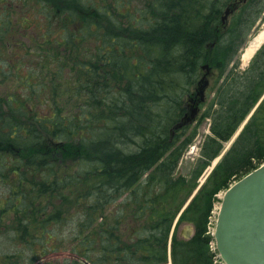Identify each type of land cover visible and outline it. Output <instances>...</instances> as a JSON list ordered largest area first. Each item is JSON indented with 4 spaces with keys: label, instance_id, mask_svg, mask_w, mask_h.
Here are the masks:
<instances>
[{
    "label": "trees",
    "instance_id": "obj_1",
    "mask_svg": "<svg viewBox=\"0 0 264 264\" xmlns=\"http://www.w3.org/2000/svg\"><path fill=\"white\" fill-rule=\"evenodd\" d=\"M54 5L61 32L39 50L43 78L30 75L24 83L21 72L4 74L29 86L32 95L24 98L18 89L5 87L6 96H0V154L14 157L12 163L0 164V180L7 183L13 177L16 188L4 195L0 225L3 216L14 213V231L24 245L34 249L35 239L44 245L39 256L30 254V264L66 249L89 264H169L175 219L205 170L263 99L182 213L179 222L193 224L194 237L185 240L175 231L172 238V264H220L208 234L217 196L264 163V45L246 70L239 69L241 50L262 21L264 0H152L149 16L119 13L128 24L108 20L112 29L92 18L93 10L101 12L96 0H55ZM228 7L237 9L224 26ZM103 12L109 18L112 10L104 7ZM207 65L208 104L201 105V118L210 120V134L186 181L176 177L177 169L197 130L183 141L180 134L189 126L174 137L171 130L188 112L185 97L194 94ZM64 74L71 76L69 83ZM50 87L53 114L40 118L24 108L21 102H40ZM60 89L69 102L78 101L74 109L79 112L65 104L66 113L58 104ZM49 138L51 146L45 144ZM136 138H142L143 146L123 153ZM75 140L94 156L93 162L81 159L80 170L63 174L54 154L67 151ZM67 191L75 194L71 201ZM45 197L75 205L70 248L48 249L55 242L52 227L63 222L65 213L47 214L50 201L37 204Z\"/></svg>",
    "mask_w": 264,
    "mask_h": 264
},
{
    "label": "rangeland",
    "instance_id": "obj_2",
    "mask_svg": "<svg viewBox=\"0 0 264 264\" xmlns=\"http://www.w3.org/2000/svg\"><path fill=\"white\" fill-rule=\"evenodd\" d=\"M46 1V2H45ZM97 4H99L100 11H92L91 16L92 18L100 19V21L109 29H112V21L109 22L108 20H113L114 22H120V20H123L125 24H128L127 20H125V17H121L119 13L126 14L130 13L132 18L139 17L143 14V12H146V16L150 15L151 10H148L149 7L152 4V0H96ZM122 1L121 5H119V2ZM26 0H0V21H3V18L11 19V23H9V27L3 28L2 31V38L0 39V42H2V39L6 41L7 45V51L5 49L2 50V46L0 43V48L2 53L0 54V83H2V80H6V83L4 82L0 84V96L5 97V87H10L11 90L18 89L19 94H23L24 98L30 97L32 95V91L29 88V86L23 87L22 84L17 83L16 77L13 75L12 78L5 77L4 74L12 75L16 72H21V74L24 75L23 82L25 83V78L30 75H36L38 77L36 78H43L42 73L40 72V66H42V61L38 59V55H40L39 50H42L44 48H48V41L50 38H54L55 36L58 37L60 35V27H58V23L55 20L56 17V7L54 5L55 0L53 3H51L49 0H44L42 3H38L37 6V0L30 1L31 8L28 9V6L25 5ZM48 2V4H47ZM47 5V7H46ZM87 5V4H86ZM112 6H114L112 8ZM49 10V16L44 14V11L42 8H45ZM107 7V9L110 11L112 10L111 14L109 15V18L106 17V14L103 12V8ZM77 12L80 14V9L77 10ZM44 15V16H43ZM233 14H231L228 18V21L231 19ZM143 16V15H142ZM127 18V17H126ZM262 21L258 22L257 27L255 28L254 32L249 36L247 39V42L243 46L241 53H240V60L241 55L243 51L250 45V43L256 38V36L264 30V14L262 16ZM1 32V30H0ZM1 37V34H0ZM43 44V48H39V45ZM90 47L92 51L96 48V44L92 43L90 44ZM39 48V49H38ZM55 49L53 50V52ZM5 61L3 63L2 59ZM37 62L40 63L37 66ZM248 63L245 64L241 60V66L240 70L244 71L248 67ZM52 67H55V64L52 63ZM69 74V72L67 71ZM64 74L63 78L66 80V83H69L71 79L70 75ZM71 74V73H70ZM77 75V74H76ZM49 79V78H47ZM42 81V79H41ZM40 81V82H41ZM43 82V81H42ZM47 86L49 85V80L46 81ZM68 85V84H67ZM40 86H38L39 88ZM193 90V88H192ZM63 91L59 90V95L56 96L58 104L63 106V109L66 113H70L71 108L74 112H79V109H74V101L69 102L68 98H66V94L62 93ZM194 92V90H193ZM9 95V94H7ZM208 95V91H207ZM206 95V104H208V98ZM213 96V95H212ZM188 96L185 97V101L188 102L187 99ZM40 102H21L26 108L27 111L30 112V109H32V112H37V115L41 117L50 116L53 114V98H52V88L48 89L46 94L40 95ZM213 98V97H212ZM42 102V103H41ZM47 102H50L47 104ZM185 102V103H186ZM260 103V102H259ZM67 104V106L65 105ZM7 109L4 106V113H7ZM74 109V110H73ZM255 109V108H254ZM253 111L245 120V123L249 121V119L252 117ZM202 111L199 113L196 121L189 126L188 131L181 136V141L185 140L190 136V134L193 133L194 130H197V136L195 139L190 143V145L186 148L184 155L182 159L180 160L176 177L178 178H185L186 181H189L192 172L197 167L198 159L200 158V150L202 147V144L205 140V138L210 134V120H203L201 118ZM22 123H24V118H22ZM243 124V126L245 125ZM175 136V135H174ZM173 136V137H174ZM52 139H48L45 141V144L47 143L48 146H51ZM234 139H231L224 145V152L222 153V156H219L218 160H214L211 165L205 170L202 177L198 180V186L197 188L192 192L190 195L185 207L195 198V196L198 194L200 189L204 186V184L207 182L209 177L211 176L212 172L214 171L217 164L221 161L223 155L226 153V151L231 147ZM144 141L142 138H136V140H133L130 142V144H126L124 146L123 153H132L141 148L143 146ZM70 147H65L63 153L58 151L56 155L54 154L55 163L59 165H62L64 167V173H76L78 170L81 169V159H86L88 162H93V155L91 153H88V151L84 150L78 143L77 140L73 141V143L69 144ZM5 151V150H4ZM2 151V152H4ZM126 153V154H127ZM23 158V157H22ZM14 157L9 156L5 153L0 154V164L4 163H12ZM6 161V162H5ZM6 163V164H7ZM58 165V166H59ZM57 166V165H56ZM55 166V168H56ZM14 186L13 177L10 179H7V183H3L0 180V214H1V208L5 206V198L4 195H10L11 187ZM13 189H16L13 187ZM222 194V193H221ZM65 196L69 197L71 199H68L71 201L75 194H73V197L71 196L70 192H65ZM222 195H220L221 197ZM3 197V198H2ZM22 201V199H19ZM20 201V202H21ZM47 201H50L49 209L47 211V214H54L58 210H62L63 213H65L64 220L62 223H55L54 227L52 229L55 230L54 235V245L49 244L48 249H51L53 247L59 249V248H70L71 242V234L76 231V222H77V216L76 218H70L71 213H75V205H72L67 200L62 199H53L51 200L48 197L38 199L37 204L40 207L39 203H45ZM219 202L215 203L212 217L210 218V222L208 224V234L211 235L212 231L215 226L216 221V213L219 209ZM185 207L181 210V214L183 213V210ZM181 214L177 216V218L174 221L173 228L170 234V240L168 242V253H169V263L171 261V245H172V238L175 234V231L179 233V237L183 238V234L186 233V226L193 225L189 222H184L180 224L179 220L181 217ZM35 216V215H34ZM33 216V217H34ZM17 218L14 213H7L5 216H3V225H0V263L1 264H10L13 261H16L17 259H20L21 264H30L29 257L32 252H35L37 256H39L40 252L44 248V245L40 242L38 243V240L35 239L34 249H31L30 247H27L24 245V242L21 241L18 236L16 235L14 228L17 227ZM194 228V234L196 233V228L193 225ZM39 230L33 231L34 235L38 234ZM58 238V239H57ZM66 240V241H65ZM66 242L65 245H63L61 242ZM26 249V250H25ZM78 260L76 257H74L73 254L69 252L68 249L63 251H57L53 252L42 260H37L35 264H50L56 263V264H74V260ZM79 264H84V260H78ZM171 264V263H170Z\"/></svg>",
    "mask_w": 264,
    "mask_h": 264
},
{
    "label": "water",
    "instance_id": "obj_3",
    "mask_svg": "<svg viewBox=\"0 0 264 264\" xmlns=\"http://www.w3.org/2000/svg\"><path fill=\"white\" fill-rule=\"evenodd\" d=\"M232 12L231 8H227L223 23H226ZM204 69L207 72L198 83L196 98L190 100L188 112L174 126L172 135L192 124L199 114L209 85L210 70L208 66ZM186 230L183 236L190 240L194 236V228L189 225ZM213 237L224 264H264V164L225 191Z\"/></svg>",
    "mask_w": 264,
    "mask_h": 264
},
{
    "label": "bare ground",
    "instance_id": "obj_4",
    "mask_svg": "<svg viewBox=\"0 0 264 264\" xmlns=\"http://www.w3.org/2000/svg\"><path fill=\"white\" fill-rule=\"evenodd\" d=\"M253 44L249 45L242 53L241 60L243 63L247 64L250 62L252 57L254 56L256 50L259 48V46L264 42V30L261 31L256 38L253 40ZM174 128V127H173ZM172 128V130H173ZM172 130H171V136H172Z\"/></svg>",
    "mask_w": 264,
    "mask_h": 264
},
{
    "label": "flooded vegetation",
    "instance_id": "obj_5",
    "mask_svg": "<svg viewBox=\"0 0 264 264\" xmlns=\"http://www.w3.org/2000/svg\"><path fill=\"white\" fill-rule=\"evenodd\" d=\"M30 1H33V0H26L25 5H24V6H28V7H29L28 9L31 8V6H30ZM37 1H38V2H37V6H38V3H42V2H44V0H37ZM49 1H50V0H49ZM45 2H46V1H45ZM8 23H11V19H10V18H8V19L3 18V21H0V30H1V32H0V34H1L0 39L3 37V36H2L3 28H5V27L7 26ZM2 27H3V28H2ZM0 43H1V46H2V50L5 49V51H7L6 41L2 39V42H0ZM0 50H1V48H0ZM1 53H2V51H0V54H1ZM1 59H2L3 63H5V61L3 60V58H1Z\"/></svg>",
    "mask_w": 264,
    "mask_h": 264
}]
</instances>
